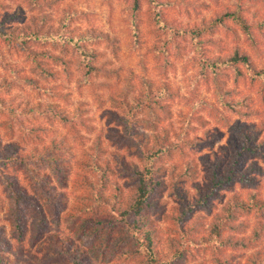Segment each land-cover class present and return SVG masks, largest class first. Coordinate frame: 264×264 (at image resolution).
Here are the masks:
<instances>
[{"label": "rangeland", "instance_id": "rangeland-1", "mask_svg": "<svg viewBox=\"0 0 264 264\" xmlns=\"http://www.w3.org/2000/svg\"><path fill=\"white\" fill-rule=\"evenodd\" d=\"M33 1L40 2L41 7L31 5L30 0H0V4L4 6L0 7V20L6 18L8 26L15 29L16 33L22 29L32 33L35 26L42 25L45 29L57 31L56 35H58L65 26V18L73 15L71 25L68 26V30L73 31V36L77 37L86 32H103L104 36L116 39L115 47H111L106 42L92 47L97 49L102 62L108 61L110 68L121 69L125 80L131 76L135 80H139L140 84L137 87L139 93L145 90L148 84L145 79L141 80L142 77L151 80L157 86L164 81L172 87L178 94L173 100L158 105L155 101L152 100L150 103L147 99L146 106L149 109L153 108V111L158 113L169 109V115L161 116L162 132L170 133L177 140V136L192 130L191 137L200 140L197 145L189 147L183 152H177L175 155L176 164L183 165L188 161L192 162L204 178L210 168L206 158L210 159L212 156V161L215 156L222 158L223 149L228 146L230 141L237 139L239 145L245 142L253 144L255 147L256 145L261 147L259 149L261 154H257L252 149H247L246 152L248 151L251 157L250 164L257 163L264 169V146L260 145L264 141V97L260 92L259 82H256L253 74L244 67L243 75L240 77H237L232 69L225 71L227 76L224 79L228 83L227 87L231 92V97L222 96L209 79L206 80L199 76L200 67L193 62V58L197 56L193 49L194 43L191 37L185 36L180 39L181 45L175 46V49L171 45L169 51L166 50L167 55L170 54V56L168 55L169 59L164 62L170 65L171 71L168 76L163 77L156 59L162 57L160 51H164L161 48L164 49L167 36L161 33V26L155 22L156 17H153V12L145 0L142 3V10L139 12L142 34L140 49H136L133 41L132 13L126 0ZM160 2L190 7L188 12L180 14L175 8L172 9L170 5H167L163 13L168 22L175 24L174 26L177 28L207 30L204 36L205 42L208 43V46L205 47L208 57H224L231 54L235 47H240L252 56L257 68H264V4L244 1L246 18L258 26L254 29L259 48L256 55L233 21H226V26L220 27L215 33L210 32L211 23L217 20L218 15L234 10L237 0H160ZM44 16L46 18L41 22L40 18ZM20 43L15 48L0 41V157L5 153L10 154L15 143L19 144L22 153H30L36 147L54 149V146H57L59 155L64 156L67 161L64 163V171L70 172L67 187L64 185L67 175L63 178V184L55 179L56 175L53 176L56 190L59 191V194L61 192L66 194L64 196L66 201L61 204L60 213L57 216L52 210L47 212L48 220L45 223L43 239L52 236L54 239L66 241L69 246L74 243L80 248H85L94 264H143L144 258L141 255L133 256L131 254L134 251L131 241L124 240L121 245L114 242L119 240L120 235L125 236L127 232L124 223L120 224L119 219L114 220L115 217L109 215L108 221L115 224L116 234L115 237L113 236L107 241L109 244L103 249L101 243H103L104 237L100 234L102 230L100 228L98 232L96 229L99 224L98 220H106L107 215L100 213L97 209L81 215H77L73 210L75 207H79L80 210L84 208L82 205L84 204L83 190L72 188L74 178L77 173H81L77 161L79 162L83 158L84 152L93 145L96 139L101 138L108 151H111L117 141L119 142L118 135L120 134L121 137L124 135L125 125L115 121L113 113L117 108L110 101V96L119 99V91L123 85L106 79H97L94 81L93 87H81L79 80L82 72L78 66V62L81 61L79 52L68 48L64 49L59 44L50 48L37 41H31L28 44L30 50L38 54L51 52L52 55L48 58L41 55L40 59L43 63L38 69L29 55L19 49ZM56 58H62L72 63L71 77L69 76L71 69L67 72L64 71L61 61ZM47 73L50 75H44ZM131 73H134V76L130 75ZM141 84L144 85L141 86ZM225 99L226 101L235 100L241 104V107L230 111L223 105ZM11 107L18 111L38 109L45 112L53 110L54 114L59 115L60 118H58L59 120L48 119L43 114L21 117L20 120L25 122V127L21 128L19 123L12 126L6 113V109ZM135 115L133 120L137 122L140 119L151 122L149 114L138 112ZM65 117L68 121L64 120ZM156 123L157 121H154V124ZM146 125L144 122L139 124L138 134L141 137L151 135L148 131L151 128L149 129ZM65 150L67 153H64ZM231 152L233 154V148ZM225 160L223 162L227 164L229 158ZM6 164L5 167L9 170L10 175H15L22 185L30 187L29 176L17 163L10 160L6 161ZM48 171L51 172L50 169ZM256 178H259L257 187L248 189L243 188L242 184H237L236 191L245 196L249 192L248 190H263L264 175H257ZM124 180L122 179L120 182L125 185ZM7 193L0 182V257L2 258L0 262L1 264H42L38 261V256L40 257L39 243L32 245L35 235L32 226L33 222L39 220V217L36 218L37 214L33 208L24 206V216L22 217L24 219V236L20 239L16 221L10 215L15 211V206ZM164 200L168 211L176 205L172 198L166 197ZM197 214L203 218L201 222H198L201 225L200 233L196 235V238L208 233V223L211 219V216L209 217L205 211H199ZM243 218L249 226L248 234H250L256 222L255 217L252 214ZM88 222H95V224L87 225ZM46 224L48 225L46 226ZM173 226V222L159 221L158 224V238L163 239L159 246L162 261L167 264L212 263L209 251L205 252V250H201L199 254L193 253L196 257L189 259L191 261L186 262L184 259L177 258L174 250L166 245L168 236L174 231ZM94 234L95 236H93ZM90 236L93 237L90 238ZM6 241L9 242V245L5 243ZM261 248L264 250V242L260 243L255 250ZM253 252L254 250H248L229 255L244 262L251 257Z\"/></svg>", "mask_w": 264, "mask_h": 264}, {"label": "trees", "instance_id": "trees-1", "mask_svg": "<svg viewBox=\"0 0 264 264\" xmlns=\"http://www.w3.org/2000/svg\"><path fill=\"white\" fill-rule=\"evenodd\" d=\"M126 1L130 5L129 9L132 13L131 33L133 41L136 49H140L142 34L139 12L142 10L144 0ZM145 1L153 12V17H156L155 22L161 26V33L167 36V40L164 42L165 47L164 49L161 48L164 51H160L162 57L156 59L163 77L168 76L171 71L170 65L164 62L169 59L168 55L170 56V54L167 55L166 50L170 49L171 45L175 49V46L181 43L180 39L187 36L191 37L194 43L193 49L197 56L193 58V62L200 67L199 76L206 80L209 79L219 94L228 97L231 95L227 87L228 83L224 79L227 76L225 71L232 69L237 77H240L243 75L242 69L244 67L253 74L254 80L259 82V89L262 97H264V68H257L252 56L247 51L235 47L233 52L227 56L210 58L205 48L206 45L208 46L204 36L207 30L177 28L174 26L175 24L168 22L163 13L167 5H170L172 9L175 8L180 14L188 12L190 7L187 5L183 7L174 6L169 2H160V0ZM244 1L237 0L234 10L218 15L217 20L211 23L210 32L215 33L220 27L226 26V21H233L240 29L248 46L257 55L259 48L254 29L258 26L246 18ZM248 1L254 4H264V0ZM30 2L31 5L41 7L40 2L33 0ZM0 7L3 8L4 6L0 4ZM67 17L65 18L66 22L64 21L65 26L58 35H56L57 31L45 29L42 25L35 26L32 33L26 29L16 33L15 29L8 26L5 18L0 20V41L15 48L21 42L19 49L29 55L38 69L43 63L40 56L44 55L48 58L52 56L51 52L35 53V51L30 50L28 44L31 41H37L50 48L59 44L64 49L68 48L80 53L81 61L78 62V66L82 72L79 80L81 87H93L94 81L97 79H106L123 85L119 91V99L110 96V101L117 108L113 113L115 121L125 125L124 135L122 137L120 134L118 135L117 140L119 142L117 141L116 146H113L111 151H108L101 138L96 139L93 145L84 152L83 158L79 162L77 161L81 173H77L72 186L75 190H83L84 192L83 210H80L79 207L73 209L77 215L87 214V211L96 209L107 215L106 220H98L99 224L96 229V231L100 228L102 230L100 234L104 237L103 243H101L103 249L109 244L107 241L113 236L115 237L116 234L115 224L108 221V218L113 216L115 217L114 220H120V224L124 223L123 225L127 229L126 235L122 237L119 234V240L114 242L121 245L124 240L131 241L130 243H133L134 247L131 254L133 256L141 255L144 258L143 264H167L162 261L159 251V246L163 240L158 238L159 221L173 222L174 231L168 236L166 245L174 250L177 258L184 259L186 262L191 261L189 259H195L196 255L193 253L199 254L201 250H205V252L209 251L211 255V264H264V250L262 248L255 250L260 243L264 242V189L248 190L249 192L245 196L236 191L237 184H242L243 188L248 189H251L249 187H257L259 178L256 176L264 175V169L261 166L257 163L255 165L250 164L249 159L251 157L248 151L246 152L247 149H252L257 154H261L259 151L261 147L257 145L255 147L253 144H246L245 142L239 145V141L233 139L223 149L222 158L215 156L213 161L211 160L212 156L210 159L206 158L210 168H208L204 178L192 162L188 161L183 165L176 164V153L197 145L200 140L191 137L190 132L192 130L177 136V140L170 133L162 132L163 121L161 116L169 115V109L158 113L153 111V108L149 109L146 106V101L149 99L152 103L153 100L159 105L173 100L178 94L168 83L163 81L157 86L145 77H142L141 80L145 79L148 83L147 87L139 93L137 89L140 84L139 80H135L132 76L125 80L121 69L110 68L108 61L102 62L97 49L92 47L99 46L104 42L115 47L116 39L104 36L103 32H86L77 37L73 36V31L68 30L73 15ZM45 18L46 16L41 17V22ZM157 55L160 56V54ZM56 59L61 61L64 71L67 72L71 69V62L62 58ZM44 75L49 76L50 74ZM130 75L134 76V73ZM69 76H72V69ZM143 85L141 84V86ZM222 91L224 93H221ZM223 105L230 111H235L237 107H241V104L235 100L226 101L225 99ZM6 111L12 126L19 123L21 128L26 125L20 120L21 117L43 114L48 119L60 118L59 115L54 114L53 110L45 112L38 109L18 111L11 107ZM138 112L149 114L151 122H146L143 119L138 120V122L133 120ZM64 120L68 121L66 117ZM154 121L157 123L154 124ZM143 122L147 124L149 129L151 128L150 130L146 129L150 131V136L141 137L138 134L139 124ZM260 145L264 146V141ZM232 148L234 149L233 154ZM58 149L57 146H54V149L36 147L30 153H22L19 144L15 143L10 154L5 153L0 157V166L2 165L0 167V182L7 190V195L15 206V211L10 215L14 217L19 238L22 239L24 236V219H22L24 206H29L36 212V218L39 217V220L33 222L32 227L35 235L32 245L39 243L40 257L38 256V261L42 264H94L85 248H80L74 243L69 246L66 241L54 239L52 236L43 239L45 223L48 220L47 212L52 210L57 216L60 213L61 204L66 201L64 199L66 194L63 192L59 194L53 183L54 175L61 184L67 175L64 183L67 187L70 176L69 171H64V163L67 161L64 156L59 155ZM64 153H67L66 150ZM8 155L10 156L7 157ZM227 158H229L228 165L223 162ZM10 160L17 163L27 173L30 179V187L22 185L15 175H10L9 170L5 167L6 161L9 162ZM122 179H125V185L121 184ZM109 191L111 192L108 193ZM166 197L172 198L176 202L170 211L166 210L167 207L164 204ZM199 211H205L209 217L211 216V219L208 223V233L196 238V235L200 233L201 224L198 222H201L203 218L197 214ZM252 214L256 222L248 234L249 226L243 217ZM92 224L95 222H88L87 225ZM92 237L90 236V238ZM5 243L9 245L8 241ZM2 244L4 245V243ZM248 250H254V252L244 262L235 259L233 255H229ZM229 251L231 253H228ZM0 261H2L1 257Z\"/></svg>", "mask_w": 264, "mask_h": 264}]
</instances>
